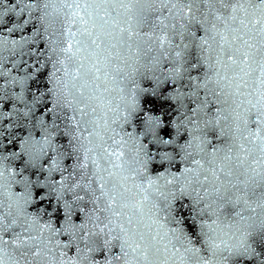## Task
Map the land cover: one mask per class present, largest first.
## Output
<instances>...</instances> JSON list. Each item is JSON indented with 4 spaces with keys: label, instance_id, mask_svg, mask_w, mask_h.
<instances>
[{
    "label": "snow or ice",
    "instance_id": "obj_1",
    "mask_svg": "<svg viewBox=\"0 0 264 264\" xmlns=\"http://www.w3.org/2000/svg\"><path fill=\"white\" fill-rule=\"evenodd\" d=\"M0 264H264V0H0Z\"/></svg>",
    "mask_w": 264,
    "mask_h": 264
}]
</instances>
